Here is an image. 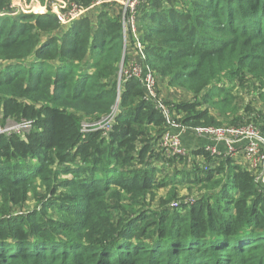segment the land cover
Masks as SVG:
<instances>
[{
    "label": "trees",
    "instance_id": "trees-1",
    "mask_svg": "<svg viewBox=\"0 0 264 264\" xmlns=\"http://www.w3.org/2000/svg\"><path fill=\"white\" fill-rule=\"evenodd\" d=\"M11 1L0 0V128L30 126L0 135V264H264L252 171L203 148L166 156L162 112L138 79L118 81L128 62L119 4L64 25L50 12L13 13ZM136 17L158 95L161 84L192 95L162 97L175 121L253 122L264 136V0H143ZM247 86L261 110L237 106ZM116 101L106 136L80 132ZM194 186L192 201L177 199ZM29 199L36 208L14 213Z\"/></svg>",
    "mask_w": 264,
    "mask_h": 264
},
{
    "label": "built area",
    "instance_id": "built-area-1",
    "mask_svg": "<svg viewBox=\"0 0 264 264\" xmlns=\"http://www.w3.org/2000/svg\"><path fill=\"white\" fill-rule=\"evenodd\" d=\"M46 0L47 9L42 8L37 12H50L54 14L61 24H68L71 20L82 16L88 9L97 6L105 0H96L88 7H83L78 0ZM119 4L121 14V36L123 42V57L127 53L128 62L123 66L121 63L118 72V81L121 77L124 79L136 78L139 80L143 90L144 99L155 103V106L162 112L167 130L158 138V147L168 157L170 156H186L188 150L182 145V133L189 132L195 137H201L211 140L215 144H222L224 149L221 150L216 145H206L204 151L215 157L230 156L235 157L241 151L243 164L247 165L252 171L254 181L260 185L261 191L264 193V136L259 128L253 122H246L241 125H197L186 126L175 121L170 114V109L165 105L161 95H158L156 88V78L144 62L143 45L141 43L138 27H137V11L138 6L143 0H111ZM130 47V50H127ZM123 61V60H122ZM123 79V80H124ZM118 113V101L112 106L109 113L99 117L98 119H89L83 117L80 121V132L88 133L99 131L106 136L112 129L115 117ZM9 120V119H8ZM7 120V121H8ZM11 121V120H9ZM17 132L30 126V122L22 121L16 123ZM0 128V134L2 129ZM8 134V133H6ZM242 142V143H241ZM194 198H188L185 201H192ZM171 206L179 204L178 200L170 202Z\"/></svg>",
    "mask_w": 264,
    "mask_h": 264
},
{
    "label": "rangeland",
    "instance_id": "rangeland-1",
    "mask_svg": "<svg viewBox=\"0 0 264 264\" xmlns=\"http://www.w3.org/2000/svg\"><path fill=\"white\" fill-rule=\"evenodd\" d=\"M45 1L46 0H43V1H41V0H12L11 1L12 2V11H13V13L27 12V13H40V14H42V12H37V11L40 10L41 8L43 10H46L47 4L53 5V3H47L45 5ZM48 1H50V0H48ZM53 1H54V3L56 2L55 0H53ZM45 7H46V9H45ZM45 13H47V12H45ZM160 88L162 90L161 85H160ZM173 89L179 93V97H178L177 101L180 99H183V100L192 99V95L190 93H188L187 91H185L184 89H177V88H173ZM253 91H254V89H252V91H251V88L249 86L237 91V95H238L237 96V101H238L237 106L240 108V111H243L242 107L244 105H250V104H251V106L261 110V107L259 106L260 105L259 102H257L254 99L256 96H255V93ZM162 96H163V93L161 94V97ZM252 98H253V100H251ZM214 112H216V111H214ZM253 112H255V111H253ZM17 129H18L17 124L12 123L9 120L8 121L6 120L5 125L1 129L3 132L0 135L7 136L13 132H17ZM6 133H8V134H6ZM190 162H191V160H190ZM178 167H180V165H178ZM161 190L162 189H160L159 192ZM37 191L39 194H41V192H42V190H40V189H38ZM182 191H183L182 192L183 194L179 195L178 196L179 198H177V199L180 200V202L185 203L186 199L195 198L197 193H199L201 190H200V188L194 186V187H192L191 190H189L187 187H183ZM164 193L165 192L159 193V195L163 196ZM181 200H183V201H181ZM36 207H37V205H35L34 201L29 199V200H27L25 206H23L22 208L14 209V213L21 214L24 211H27V210H30V209L36 208Z\"/></svg>",
    "mask_w": 264,
    "mask_h": 264
},
{
    "label": "crops",
    "instance_id": "crops-1",
    "mask_svg": "<svg viewBox=\"0 0 264 264\" xmlns=\"http://www.w3.org/2000/svg\"><path fill=\"white\" fill-rule=\"evenodd\" d=\"M127 50H130V47H128ZM160 86V85H159ZM162 86V90H161V94L163 93V98L166 101L169 102H174L177 101L178 97H179V93L176 92L172 87H168L164 84H161ZM189 93V92H188ZM183 99H180L178 101H181ZM181 139H182V145L188 150V152L191 151H198L200 149H204V147L206 145H216V147H218L219 149L223 150L224 146L222 144H215V142L211 141V140H206L204 138L201 137H195L193 136L191 133L189 132H185L182 133L181 135ZM242 143V142H241ZM233 159H235L236 161H238V163H242L243 164V158H242V152L239 151L235 157H232ZM191 160V156L190 158H188V161ZM196 160L202 162L203 157H201V155L196 156ZM182 189L178 190V194L181 195L182 193Z\"/></svg>",
    "mask_w": 264,
    "mask_h": 264
}]
</instances>
